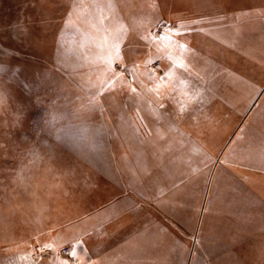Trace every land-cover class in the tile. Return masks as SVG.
<instances>
[{
    "label": "rangeland",
    "instance_id": "rangeland-1",
    "mask_svg": "<svg viewBox=\"0 0 264 264\" xmlns=\"http://www.w3.org/2000/svg\"><path fill=\"white\" fill-rule=\"evenodd\" d=\"M0 264H264V0H0Z\"/></svg>",
    "mask_w": 264,
    "mask_h": 264
}]
</instances>
